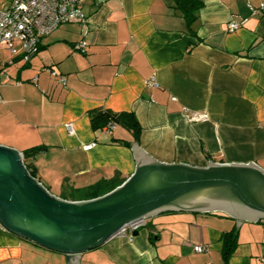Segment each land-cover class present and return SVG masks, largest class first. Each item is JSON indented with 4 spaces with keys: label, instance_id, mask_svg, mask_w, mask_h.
Returning <instances> with one entry per match:
<instances>
[{
    "label": "crops",
    "instance_id": "1",
    "mask_svg": "<svg viewBox=\"0 0 264 264\" xmlns=\"http://www.w3.org/2000/svg\"><path fill=\"white\" fill-rule=\"evenodd\" d=\"M10 2L1 1L0 10ZM261 2L82 0L84 21L41 39L29 61L19 41L14 54L0 47V146L21 154L40 149L25 163L50 195L64 201L71 190L102 180L123 184L136 169L133 144L159 164L206 169L209 159L219 165L253 163L264 171ZM229 24L238 28L230 31ZM79 42L86 43L84 53L74 51ZM103 112L132 115L138 139L122 125L110 132L108 125L94 128L92 118ZM192 113L206 119L190 121ZM89 145L94 146L84 150ZM232 229L238 230V245L224 262L222 236ZM196 246L208 251L196 253ZM262 259L264 220L173 212L146 219L136 235L112 237L78 262L262 264ZM0 264L67 263L64 254L0 226Z\"/></svg>",
    "mask_w": 264,
    "mask_h": 264
},
{
    "label": "water",
    "instance_id": "2",
    "mask_svg": "<svg viewBox=\"0 0 264 264\" xmlns=\"http://www.w3.org/2000/svg\"><path fill=\"white\" fill-rule=\"evenodd\" d=\"M134 173L89 201L50 195L23 165L22 154L0 146V226L67 264L100 247L125 225L160 213H223L241 222L264 220V171L253 163L159 164L132 146ZM136 235V233H133Z\"/></svg>",
    "mask_w": 264,
    "mask_h": 264
},
{
    "label": "built area",
    "instance_id": "3",
    "mask_svg": "<svg viewBox=\"0 0 264 264\" xmlns=\"http://www.w3.org/2000/svg\"><path fill=\"white\" fill-rule=\"evenodd\" d=\"M82 0H11V2L0 10V47H7L11 54H14L13 43L19 41L22 43L23 60L29 61L32 55L37 52L38 43L41 39L47 37L58 27L72 23L83 22L84 16L81 11ZM260 10H264V0H262ZM229 30L234 31L238 28L236 24H229ZM74 51L84 53L86 49L85 42H79L74 45ZM50 72V71H49ZM52 77L57 74L50 72ZM61 85H65V79L59 78ZM152 87H157L156 83H149ZM190 121L198 122L205 120V115L192 113ZM67 132L71 134L72 128L65 126ZM115 124L110 123L107 131L110 132ZM94 145L84 147V150H90ZM146 225V219H141L129 223L116 232L113 237H132ZM196 253L208 251V247L196 246L193 248ZM264 264V260H262Z\"/></svg>",
    "mask_w": 264,
    "mask_h": 264
},
{
    "label": "trees",
    "instance_id": "4",
    "mask_svg": "<svg viewBox=\"0 0 264 264\" xmlns=\"http://www.w3.org/2000/svg\"><path fill=\"white\" fill-rule=\"evenodd\" d=\"M91 121H92V126L94 128H104L110 123L122 125L132 132L135 140H137L139 137L140 128L132 115L115 116L109 112H103L95 115ZM39 150L40 149H32L28 152L22 153L23 165L25 166L29 175L34 179H36L34 168L32 164H26L25 161L30 158H33L36 154L39 153ZM121 184L122 182L120 181L118 182L115 179L108 181L102 180L84 189L71 190L69 195L64 197L63 199L73 202L89 201V200L97 199L113 191ZM237 245H238L237 229H232L230 232L223 234L221 256L224 262H227V260L231 257Z\"/></svg>",
    "mask_w": 264,
    "mask_h": 264
},
{
    "label": "rangeland",
    "instance_id": "5",
    "mask_svg": "<svg viewBox=\"0 0 264 264\" xmlns=\"http://www.w3.org/2000/svg\"><path fill=\"white\" fill-rule=\"evenodd\" d=\"M1 1H3V0H0V3H1Z\"/></svg>",
    "mask_w": 264,
    "mask_h": 264
}]
</instances>
